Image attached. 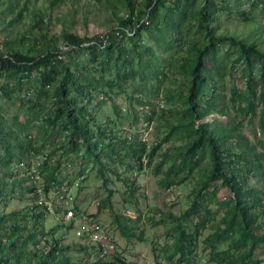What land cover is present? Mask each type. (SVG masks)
<instances>
[{"label": "rangeland", "instance_id": "rangeland-1", "mask_svg": "<svg viewBox=\"0 0 264 264\" xmlns=\"http://www.w3.org/2000/svg\"><path fill=\"white\" fill-rule=\"evenodd\" d=\"M14 1L18 4L9 8V4ZM143 1L135 0L134 3H128L125 6L123 0H64L61 5H52L51 0H0V52L9 45H15L23 52H28V49L32 47L31 41L39 35L36 27L37 19L45 23L44 28L48 27L49 38L54 41V44L62 47L61 37L64 29L78 37L101 34L117 24L115 20L117 17L124 19L127 10L136 12ZM174 1L167 0L165 6L160 7V16L169 13L168 7L174 5ZM263 1L216 0V5L221 3L224 8L217 9L214 18L210 21L214 32L254 40L258 47L264 50ZM196 2L198 3L199 0ZM23 4L25 9L22 10L21 15H18ZM240 12L247 13L248 17H244ZM192 23L193 21L190 22ZM150 30L153 32V37L157 35V30L153 27H150ZM127 33L131 35L133 31ZM114 34L118 37L121 35L118 31ZM139 37L141 42H136L141 46L137 48L145 50L150 47L156 55L161 57L158 63L164 71L174 70L188 54L185 49L161 53L148 33L142 31ZM125 48L127 58H131L134 50L131 49L130 44H126ZM220 50L228 51L230 56L235 53L226 42L220 45ZM31 52L32 50L29 53ZM70 56H73V53L65 55L66 63H69ZM88 57V53L84 50H80L76 55L79 67L82 66L90 71L87 69L90 67ZM145 58L148 59L149 55L146 54ZM70 65L73 66V64ZM242 66L243 62L239 60L235 68L223 78L222 88L219 90L221 98H216L218 104L222 101L223 113L205 115L197 120V123H212L216 130L221 131L224 128L229 130L234 124L240 122V133L255 145V153L264 154V148L260 143L264 139V115L262 124L260 123V112L264 108V101H261L258 96L260 86L255 89L256 116L251 122L249 117H245L238 111L239 105L243 107L245 102L238 101L233 105L230 101L232 87H236L238 91H244L246 88ZM144 68L145 66H142V69ZM101 73L104 84L100 90H92L93 98L89 104V109H93L94 113L93 138H95L96 126L105 133L108 128H111L116 137L114 143L117 148L121 146V139L130 140L134 136L144 141L148 148L159 142L167 133L168 124L177 123L172 102L166 101L160 88L151 86L150 83L143 86L139 75L124 79L120 75L122 72L120 71L117 75L111 66ZM98 74L94 73L95 76ZM37 77L38 75L33 72L27 85L23 84V88L19 89L18 96L24 98L31 96L24 104L18 96L7 98L0 88V126L1 122L5 126L3 130H0V151L5 146L16 155L9 164L12 170L16 171L14 176L3 174L5 165L0 166V217H3L0 220V256L7 259V264H37L44 260L48 264H56L63 257L67 259V264H84L100 258V255L91 248V243L78 238L72 226L68 227L66 223L65 225L61 223L60 215L46 214L44 219L35 218V213H44V211L42 207L34 205L35 197L31 190L27 191V187L31 188V186L28 185L29 182L27 184V180L21 181L25 174L17 166L18 161L29 159L23 145L29 147L30 144L34 150L39 148L37 154L46 153L50 168L55 167V179L47 181L45 176L49 171L41 170L42 164L39 165L38 171L41 178L37 180V184L44 189L47 187L46 191H51L53 201L59 191L66 190L73 197L75 213L92 215L93 219L104 225L105 230L116 243L114 253L122 260L127 264H173V261L167 260V249L174 234L171 229L176 223L171 216L177 217L189 206L193 198V189L198 187V182L208 172L210 166L208 156L205 155L200 166L185 180L163 188L157 183L161 174L154 175L152 167L161 159V153H173L186 141L172 135L168 141L160 143V149L153 156L152 162L141 169L137 168L134 160L130 158H125L124 161L127 164L122 165L109 162L108 165L116 172L112 174L104 171L103 184L98 176L97 164L86 157L83 149L78 153L65 154L52 145L50 133H45L41 129L44 124L42 118L57 106L51 93L49 97L39 96L38 102H35L32 88L34 89L33 85ZM158 78L161 79L162 76L159 75ZM167 79L163 87H168L170 94L184 89L185 77L180 73L175 76L169 73ZM13 80L12 77L0 75V85L4 82L11 84ZM156 81L154 80L153 83ZM32 102L35 107L33 117L30 116L31 111L28 108V104L30 106ZM176 107L180 105L177 104ZM29 117L33 120L25 128L26 130L17 126ZM237 143V137L233 132L228 145L235 148L238 146ZM249 157L255 156L251 154ZM16 158L22 159L15 160ZM260 160L261 168H253V171L247 172L245 166L243 174L246 175L250 185L264 189L263 155ZM216 185L218 189L213 196L211 192H208L209 187L202 189L201 196L204 198V203L213 211V214L209 215L210 221L207 227L200 229L198 235L194 237L190 245L192 257L188 264H216L211 260L212 249L207 244L206 237L216 229L224 211L228 208L221 202L228 203L231 196L228 187L220 185L219 181H216ZM131 186L137 188L131 196H128V189ZM50 194H47L49 198ZM209 194L212 196L211 202L208 201ZM259 196L262 200L256 209L257 222L264 224V193L259 192ZM105 199L109 202L110 208L106 206ZM196 219V217L179 218V225L189 232L193 229ZM119 224L133 228L136 235L142 232L143 240H138L136 237H121L118 232ZM32 235L34 237H31ZM237 236L236 233H231L232 239ZM80 244L86 248L80 247ZM228 248V243H222L217 245L215 250L220 252ZM235 254L234 252L233 255ZM219 256H222L221 252ZM109 257L110 255L103 259L107 260ZM176 257L177 255L174 256ZM254 258L259 261V264H264V243L256 246ZM118 261L121 260L118 258ZM118 261L115 264H118Z\"/></svg>", "mask_w": 264, "mask_h": 264}, {"label": "trees", "instance_id": "trees-1", "mask_svg": "<svg viewBox=\"0 0 264 264\" xmlns=\"http://www.w3.org/2000/svg\"><path fill=\"white\" fill-rule=\"evenodd\" d=\"M63 1L51 0V4L61 5ZM123 1L127 6L128 3H134L135 0ZM166 1L144 0L136 12L126 9L124 19L117 17L115 26L92 37H78L73 32L64 29L61 37L62 47L54 44V41L49 38L48 27L44 28L43 24L45 23L41 19H37L36 27L39 35L38 38L34 37L31 41L32 47L28 49V52H23L15 45H9L0 52V75L14 78L11 84L4 82L0 88L7 98L18 96L19 89L23 88L25 84L27 85L32 73L35 72L38 75L33 85L34 89L32 88L35 102H38L39 96L49 97L51 93L57 106L42 118L44 124L41 129L45 133H50L52 145L61 149L65 154L78 153L83 149L86 157L97 164L98 176L103 184L105 182L104 171L112 174L116 172L108 165L109 162L122 165L126 163L125 158H130L134 160L136 167L141 169L152 162L153 156L160 149V143L168 141L170 136L176 135L186 139L175 152L161 153V159L155 162L152 167L154 175L161 174L157 183L166 188L169 185L178 184L192 175L205 159V155L208 156L210 163L205 177L200 179L198 187L192 191L193 198L189 206L177 217L170 215L176 223L171 229L174 234L169 249H167V260L173 261V264L190 263L192 257L190 245L199 230L207 227L210 221L209 215L213 214V211L204 203V198L201 196L202 189L209 187L208 192H211L213 196L218 189L216 181H219L220 185L228 187L231 196L228 203L221 202L228 208L224 211L216 229L206 237V242L212 249L211 260L216 264H259V261L254 258V249L259 243H264V224L257 222L256 209L262 200L259 192L264 193V189L250 185L246 175L243 174V168L246 166L247 172L253 171V168H261L260 158L264 154L255 153V145L240 133V122L234 124L229 130L224 128L220 131L216 130L212 123L198 124L197 120L205 115L223 113L222 101L218 104L216 100V98H221L219 90L222 88L223 78L235 68V64L239 60H242L241 69L246 88L244 91H238L236 87H232L230 101L233 105L238 101L245 102V106L239 105L238 111L245 117H249L251 122L256 116L255 89L257 86H260L259 99L264 101V50L260 49L254 40L250 41L234 35L214 32L210 21L214 18L217 9L224 8L221 3L216 5V0H199L198 3L197 0H175V4L168 7L169 13L160 16L159 9L165 6ZM17 4L18 2L14 1L9 4V8ZM24 9L25 4L19 10L18 15H21ZM240 14L248 17L247 13L240 12ZM191 21H193L192 24H190ZM158 24L162 25L158 26ZM150 27L157 30L156 36L153 37ZM115 31L121 34L120 37L114 34ZM131 31L133 34L128 35L127 32ZM142 31L153 38L161 53L185 49L188 53L187 56L181 63H178L174 70L164 71L158 63L161 57L156 55L150 47L145 50L137 48V46H141L136 41L141 42L139 36ZM22 41L25 40L22 38ZM224 42L228 43L229 47L235 51L233 56H230L228 51L220 50V45ZM126 44H130L131 49L134 50L131 58H127L125 54ZM31 50L32 52L29 53ZM80 50L88 53L90 67L87 69L90 71L82 66L79 67L76 55ZM71 53L73 56H70L69 63H66L64 57ZM146 54L149 55L148 59L145 58ZM109 66L117 75L121 71L120 75L124 79L139 75L143 86H146L147 83H150L151 86L155 85L156 88L163 91L166 101L172 102L174 113L177 115V123L167 125L168 131L159 142L147 148L144 141L134 136L130 140L121 139V146L117 148L114 143L116 137L111 128H108L105 133L99 126L95 127V138H93L94 113L93 109H89L93 98L92 90H100L104 84L101 72ZM142 66L145 68L142 69ZM95 72L99 74L95 76ZM169 73H173L174 76L180 73L185 77L183 90L170 94L168 87H163L164 82L168 81ZM159 75L162 76L161 79L158 78ZM152 80L157 81L153 83ZM18 97L24 104L31 96L28 98ZM177 104L180 107H176ZM28 108L31 111L30 116L33 117L32 115L35 114L33 102L30 106L28 104ZM263 115L264 108L260 112L261 124ZM32 120L29 117L24 123H18L17 126L26 130L25 128L30 125ZM17 126L15 127L17 128ZM4 127L1 122L0 130H3ZM233 132H235L238 142V146L235 148L228 145ZM260 143L264 148V139ZM23 147L28 155L30 152L33 154L39 152V148L34 150L30 144L29 147L24 145ZM251 154H254L255 157H249ZM15 156L8 147L4 146L0 151V166L1 164L5 165L2 166L3 174L10 176L16 174V171H13L9 165ZM18 159L22 158L15 160ZM46 169L49 172L45 179L47 181L54 180L55 167L50 168L48 155L42 163L41 170ZM116 177L119 178L118 175ZM22 180L26 181L27 177L24 176ZM136 188V186H131L128 189V196H131ZM30 190L32 189L27 187V191ZM45 190H48L47 187ZM211 194L208 197L209 202L212 199ZM105 201L106 206L110 208L109 202L106 199ZM87 215L92 217V215ZM34 216L36 219L46 217L43 212H37ZM187 217L197 218L193 229L189 232L179 225V218ZM2 218L1 216L0 220ZM61 223L65 225L62 219ZM118 232L124 238L136 237L138 240H143L142 232L136 235L134 229L129 226L119 224ZM231 233H236L238 236L232 239ZM222 243H228L229 248L220 251L222 256H219L220 252L215 249ZM80 247L86 248L81 244ZM91 248L99 254L94 245H91ZM176 255L177 257L174 258ZM118 258L121 261H118ZM116 261L118 264H127L116 253L111 254L107 260L100 256L97 261L84 264H115ZM0 264H7V259L0 256ZM37 264L48 263L44 260ZM56 264H67V259L63 257Z\"/></svg>", "mask_w": 264, "mask_h": 264}, {"label": "built area", "instance_id": "built-area-1", "mask_svg": "<svg viewBox=\"0 0 264 264\" xmlns=\"http://www.w3.org/2000/svg\"><path fill=\"white\" fill-rule=\"evenodd\" d=\"M47 158L46 153H29L27 161H19L18 168L24 171L27 177V184L31 186V191L35 197L34 205L42 207L44 214L60 215L63 222L73 227L77 237L86 240L98 249L101 257L113 254L116 250L115 241L109 236L104 225L84 213H75L73 197L66 190L57 193L55 200H52L51 191H46L44 187L38 185V167ZM50 194V198L47 196ZM48 197V198H47Z\"/></svg>", "mask_w": 264, "mask_h": 264}]
</instances>
